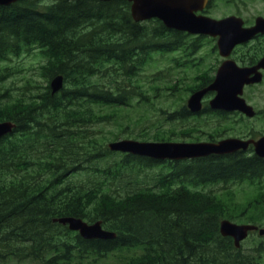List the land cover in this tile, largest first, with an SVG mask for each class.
<instances>
[{"label": "trees", "instance_id": "trees-1", "mask_svg": "<svg viewBox=\"0 0 264 264\" xmlns=\"http://www.w3.org/2000/svg\"><path fill=\"white\" fill-rule=\"evenodd\" d=\"M187 36L159 20L135 22L126 1L0 6V60L37 48L47 80L44 92L28 98L0 88V122L16 124L0 139L1 260L109 264L120 255L117 264H264L263 242L245 253L220 232L224 219L264 223V158L252 150L159 161L111 151L94 130L117 121L135 98L149 103L136 78L157 54L200 49ZM208 72L194 77L190 92L213 81ZM60 74L65 87L53 94L50 81ZM201 115L226 122L229 114L205 104L201 113L183 106L167 119ZM153 139L172 140L159 131ZM244 183L256 196L237 202L229 185ZM221 185L223 193L212 188ZM63 217L101 221L116 237L84 239L54 222Z\"/></svg>", "mask_w": 264, "mask_h": 264}, {"label": "rangeland", "instance_id": "rangeland-1", "mask_svg": "<svg viewBox=\"0 0 264 264\" xmlns=\"http://www.w3.org/2000/svg\"><path fill=\"white\" fill-rule=\"evenodd\" d=\"M54 1L43 0L45 4H50ZM238 5L244 6L247 9L245 13H252L253 10L251 8L257 10L264 8V1H248L245 4L222 1L217 4L216 15L222 16L233 13ZM200 44V49L193 52L190 56L185 55L182 51L155 55L153 60L145 65L143 71L136 78L142 88L141 90L148 96L149 103H140L138 105L139 99L135 98L133 101L134 106L124 109L117 121H111L103 125L97 124L94 127V130L97 132L96 134H98L97 137L101 135L99 132H102L105 136L104 141L108 144L121 139H137L139 141L153 142L155 141L153 137L157 131L163 133L167 138H171L172 140H168L171 142H203L208 141L211 135L216 137V139L241 137L240 135L247 134L246 131L248 129L252 130L251 132L256 136H259L260 133L264 134V82L262 85L244 92L243 95L247 102L260 114L255 119H246L238 113L228 115V121L226 122L215 115L192 116L186 120L177 121H169L167 119L168 113L186 106L192 93L190 92V88L196 85L194 77L204 71H209L208 75L214 76L216 69L223 61L217 49L213 50L216 41L206 39L201 41ZM249 51L252 52L254 49H249ZM243 54L244 50L241 48L232 58L240 64L238 60ZM45 62L46 60L37 48H33L29 52H24L18 56H11L6 60H0V74H6L0 80V88L3 91L8 89L13 99L28 98L41 94L47 86V80L42 76L40 68ZM132 82L133 85H137L135 79ZM209 99V97L205 98L206 101ZM4 100H11V97H5ZM217 127L221 128L218 134L215 132ZM242 129L244 132L239 134ZM224 186L212 188L219 193H223L225 192L222 188ZM229 188L233 189L237 194V198L235 199L237 202H243L255 195L254 188L246 183L232 184L229 185ZM259 226L264 228V223L259 224ZM262 242L264 248V236H261L258 232L251 234L242 243V252L251 253L252 248ZM260 254H262L264 259V250ZM119 259L120 255H112L108 259V263L117 264V260ZM0 264L38 263L31 260L21 262V260L15 258H8L7 260L0 259Z\"/></svg>", "mask_w": 264, "mask_h": 264}, {"label": "water", "instance_id": "water-1", "mask_svg": "<svg viewBox=\"0 0 264 264\" xmlns=\"http://www.w3.org/2000/svg\"><path fill=\"white\" fill-rule=\"evenodd\" d=\"M19 0H0V6H9ZM113 1V0H101ZM132 4V16L136 22L152 18L162 20L168 28L188 31L190 33L219 36L218 48L221 56L229 57L235 46L252 39L257 33H264V20L259 19L256 26L243 28L242 21L235 17L216 21L205 17H196L194 11L205 0H128ZM260 69H264V58L252 68H241L235 61L226 60L219 67L211 85L194 92L188 99V108L200 112L202 100L208 92H215L209 104L212 109L225 111H240L249 117L255 115L252 106L243 99L245 85L258 83L262 80ZM64 86V78L58 75L51 81L53 94ZM15 124L11 121L0 122V138L13 132ZM253 145L259 157H264V137L255 140L227 138L219 142H141L124 139L109 144L112 151L130 153L137 156L149 157L156 160H185L207 157L210 155H225L238 150H245ZM68 225L72 231L79 232L85 239H114L116 233L103 228L100 221L88 223L77 217L55 219ZM258 230L264 235V228L253 224H238L230 220H222L220 232L225 237H232L237 248L249 236L251 231Z\"/></svg>", "mask_w": 264, "mask_h": 264}, {"label": "flooded vegetation", "instance_id": "flooded-vegetation-1", "mask_svg": "<svg viewBox=\"0 0 264 264\" xmlns=\"http://www.w3.org/2000/svg\"><path fill=\"white\" fill-rule=\"evenodd\" d=\"M222 1H224V2L229 1V2H236V3L240 2V3L245 4V2H248V1H250V2H263L264 0H205L204 3H202L197 8L196 11H194V15L195 16L211 17V18H215V19H224V18H227L230 16H235V17L241 19L243 26L245 28H250V27L256 25V23L259 19H264V8L259 9V10L251 8V10H253V12L252 13L247 12V13H249V14H247V13H245V11H247V9L244 6H240V5L237 6V9L233 13L225 14L222 16H217L216 15V12L218 9L217 4H219ZM199 36H201V35H196L195 38H198ZM252 44H255V45H252ZM253 48H255L256 51H252V52L249 51V49H253ZM263 57H264V34L259 33L258 35H256L254 37L253 40H251L249 43H246V47L244 48V54L239 59V62H240V65L243 67H253V66H256V64L259 62V60L262 59ZM261 72L263 74V81H262V83H263L264 82V69ZM262 83L246 86L245 92H248L253 87H257V86L262 85ZM240 115L244 116L243 114H240ZM258 115H260V114L258 113ZM257 116L254 118H249V120L255 119V118H257ZM244 117L247 119L246 116H244ZM249 136L250 137L245 136L244 139L257 140V139L262 138L264 136V134L260 133L259 136H256L255 134L249 135ZM250 150H253V147H249L248 151H250Z\"/></svg>", "mask_w": 264, "mask_h": 264}, {"label": "bare ground", "instance_id": "bare-ground-1", "mask_svg": "<svg viewBox=\"0 0 264 264\" xmlns=\"http://www.w3.org/2000/svg\"><path fill=\"white\" fill-rule=\"evenodd\" d=\"M109 20H111V19H109ZM58 23V22H57ZM197 210V209H196ZM181 212V211H180ZM195 212V211H194ZM143 217V216H142ZM140 220V219H139ZM154 222V221H153ZM121 225V224H120ZM117 229V228H116ZM136 230V229H135ZM132 242V241H131ZM125 243H127V242H125ZM127 245V244H126ZM150 245V244H149ZM207 264V263H206Z\"/></svg>", "mask_w": 264, "mask_h": 264}]
</instances>
